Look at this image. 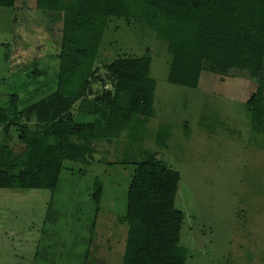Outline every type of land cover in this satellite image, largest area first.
<instances>
[{
  "label": "rangeland",
  "instance_id": "1",
  "mask_svg": "<svg viewBox=\"0 0 264 264\" xmlns=\"http://www.w3.org/2000/svg\"><path fill=\"white\" fill-rule=\"evenodd\" d=\"M36 2L0 7L2 104L18 93L24 108L42 97L29 100L34 89L56 87L62 17ZM147 55L156 113L137 135L129 127L119 139L95 142L89 164L66 161L55 190L0 189V264H122L127 194L134 163L147 153L180 173L176 208L186 217V264H264V116L259 125L248 104L259 89L256 105L264 110L263 83L204 70L197 89L173 85L167 44L143 23L111 18L98 65ZM161 125L172 131L164 149L155 141Z\"/></svg>",
  "mask_w": 264,
  "mask_h": 264
},
{
  "label": "trees",
  "instance_id": "2",
  "mask_svg": "<svg viewBox=\"0 0 264 264\" xmlns=\"http://www.w3.org/2000/svg\"><path fill=\"white\" fill-rule=\"evenodd\" d=\"M16 1L0 0V7L14 9ZM36 7L62 17L56 87L34 89L29 100L42 97L24 108L18 93L0 102V189L55 190L66 161L89 164L95 142L119 139L129 127L137 135L154 117L157 85L149 54L98 65L111 18L143 23L167 44L173 85L197 89L202 72L210 70L224 78L245 73L264 90V0H37ZM259 91L248 104L257 107L260 125ZM91 116L92 122L82 121ZM171 132L161 125L156 145L167 148ZM134 165L122 219L128 228L122 264H186V217L176 208L180 173L157 153ZM102 192L97 182L98 208Z\"/></svg>",
  "mask_w": 264,
  "mask_h": 264
},
{
  "label": "crops",
  "instance_id": "3",
  "mask_svg": "<svg viewBox=\"0 0 264 264\" xmlns=\"http://www.w3.org/2000/svg\"><path fill=\"white\" fill-rule=\"evenodd\" d=\"M99 58H100V54H99ZM87 118H93L94 119V117H92V116L91 117H87Z\"/></svg>",
  "mask_w": 264,
  "mask_h": 264
}]
</instances>
